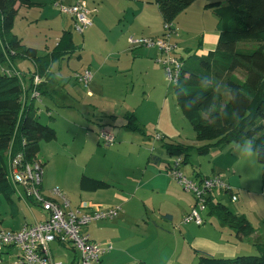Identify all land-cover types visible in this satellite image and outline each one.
Segmentation results:
<instances>
[{
    "label": "crops",
    "instance_id": "1",
    "mask_svg": "<svg viewBox=\"0 0 264 264\" xmlns=\"http://www.w3.org/2000/svg\"><path fill=\"white\" fill-rule=\"evenodd\" d=\"M49 1L51 2V0ZM212 1L224 2V0H194L185 10L180 12L172 22L173 27L179 31L178 38L174 39L178 41L176 52L179 57H182L185 54L183 51L187 52V50H191L189 42H192L195 38H197L195 54L204 56L209 51L215 49L218 40V32L215 29L216 18L213 12L205 7L207 3ZM30 2H32V5L28 6L16 2L15 8L17 13L20 10L25 9L26 14H28L35 4L42 6V8L45 7V4L41 3V1L30 0ZM85 4L87 8L92 11V24L94 23V19L100 20L105 16H99V11L97 16H93L94 11H96L93 0H91V7L88 6L87 0H85ZM24 16L25 15L22 17ZM110 19L112 22H117L116 25L118 27L115 38H112L115 40L112 52L104 57L98 55L97 58L94 57L88 59L87 65L84 66L82 64L81 66L83 69L89 68L92 72V80L89 83V87L91 88H88L89 94H84L83 97L93 99V103L87 102L92 106L90 108L87 107L88 104H82V112H87L92 116H95L96 114V122L94 123L90 121L88 129H84L83 127L82 129L87 132H89L88 130L90 129H96V136L103 131H113L112 125L116 123V120L118 119L116 103H113L114 101L112 97L107 99L103 86L106 79L111 80L118 77V75H126L129 78L126 76H123L122 78L126 84L130 83L133 85L135 78L142 81L141 86L139 87L142 97L135 105L129 104L124 108V113L122 114L123 123H120L121 128L124 131H129L124 127V115L132 112L137 123L144 127L145 135H147L146 129L151 128L152 131H155V135L159 136L160 139L184 145L188 143L190 144L189 146H193L192 151L195 150V147H199V144H206L207 141H194L193 139H187V137L181 139V132L178 131L173 124L177 120L181 121V117H184V115L177 105L174 94L172 99L168 102L167 95L162 93L164 90V66L156 59L157 49L155 47L131 48L128 43V38L130 36L160 37L163 34L164 22L157 4H155L153 0H119ZM72 20L73 18L71 21ZM121 21H123L122 27ZM61 27L62 31L58 37H56L54 46L58 42L62 32L69 31L64 19ZM15 34L18 37L21 36L17 33ZM20 38L24 45L37 49L39 55H44L50 52L54 47L45 43L42 48V41L40 43H29L24 37L21 36ZM101 43L107 44V40H103ZM78 58L81 60L80 56H78ZM58 60L59 59L51 63V66L48 69V76L42 78V81L45 83L43 90L46 95L38 100L45 97L51 99V101L55 103L54 96L56 93L62 95L61 91L63 94L65 93L64 96L62 95L64 98H66L65 95H67V97L76 100L73 96L76 89L71 85L72 82L75 84L76 82L70 76L71 73L60 71V67L57 73L52 71L53 64ZM68 63L70 62L68 61ZM2 66H8L14 70L25 73L34 70L32 61L26 58L15 59L12 62L7 61ZM28 80L29 76L26 75L25 82L23 83L24 88H26V82ZM152 80H155V82L151 83ZM57 86L62 90L58 91ZM134 86L135 85H133V87ZM25 94V92L22 94V102L26 97ZM123 104L126 105V99H124ZM78 105L80 106V104ZM46 108L49 112L47 114L49 121L46 124L55 130L53 124L50 123V120L53 119L51 118L50 109L48 107ZM74 110L73 114L75 118H73V120L77 121L78 112H81V110H77L76 112ZM76 121L73 123L69 121L67 122L75 127H80L76 124ZM162 121L163 124H166L168 127H161L160 122ZM84 136H89V134L85 132ZM185 141L187 142L184 143ZM159 142H161V140H159ZM237 144L238 143L212 145L206 154H202L203 156L210 155V166L200 163L198 159L196 160L198 161V167H191L189 174L186 170L183 171V169H186L187 165L180 168L183 172H186L189 177H196L197 174L200 176H209L218 172L223 173L226 183L231 188V192L237 196V191L240 190L239 188L246 187V184L243 181V170L240 163V148L236 146ZM138 149V155H141V153L143 154V152L145 153L142 155V162L128 166L119 163L117 167H113L114 171L119 175L114 185L106 182L107 184L103 188L93 191L82 190L79 186V180L82 176L80 175L77 180L79 191L77 201H73L71 198V200L67 199L58 189L60 194L66 198L70 207L71 203L74 204L72 206L73 208L78 207L84 202L98 205L103 204V207L114 205L120 206L118 216L113 220H106L110 221L105 222L108 225L96 224L94 227L88 228V226L91 225L88 224L84 228L85 233L89 236L91 241L101 244L108 242L112 244V251L110 250L102 254L99 261L95 264H109L113 259L121 256L120 252L126 257L123 259L124 261L122 264H197V251L224 257H233L242 252L237 244L231 242V239L229 240L230 234L228 233V236L224 237L223 234L217 235L213 232V228L201 227L202 225L198 226L192 222L182 223L183 217L189 212L195 202L193 196L184 192L175 179L167 173V166L171 159L165 151L166 158L161 160L158 156L153 155L152 153H149V155L146 156V150H142L141 147ZM150 152H153V150ZM198 154L201 155L200 153ZM10 157L11 156L8 153L7 164ZM36 157L42 163V168L44 169L49 159L45 157L40 159L38 153L36 154ZM87 176L91 177L92 175ZM13 186V193L15 192L18 200L24 205L28 204L29 206L30 204H33L38 207L42 215L39 219H35L34 222L41 221L44 218V213L40 206L27 196V193L21 186L15 184H13ZM42 189H44L43 186L41 187V190ZM111 191L113 198L107 196ZM13 193L9 196V199L2 198L3 200L1 199L0 206L2 201H5L9 206L10 215L14 217L19 212V209L16 202L12 199ZM215 193L217 194L215 195ZM218 195L219 193L217 191L212 193L214 199H217L216 196ZM238 199L239 197L235 201ZM105 202L110 205L105 204ZM235 211L237 212L238 210ZM125 223H128L126 229H138V236L141 243H143L144 240L147 241H145L146 243H143L142 248L137 252L139 254L137 255V259H133L132 256L128 254L132 248V244L128 233H125L122 228ZM220 223L226 227V224L222 222ZM25 224L30 223H24L22 226ZM22 226L10 229H2L0 227V229L10 231L20 229ZM229 229L230 230L228 231H231L233 228L229 227ZM252 235L253 233L240 238V240L248 239V244L254 245V242H250V237H252ZM148 236L151 238L150 241L146 239ZM235 237L238 238L236 234ZM58 249H61V252L69 250L67 248ZM162 252L166 253L164 259H162L160 255ZM9 253L10 251L6 250L2 255ZM147 258H151V263L148 262ZM72 259L73 258L70 259L68 264H70ZM2 262L3 260L0 264H2Z\"/></svg>",
    "mask_w": 264,
    "mask_h": 264
},
{
    "label": "trees",
    "instance_id": "2",
    "mask_svg": "<svg viewBox=\"0 0 264 264\" xmlns=\"http://www.w3.org/2000/svg\"><path fill=\"white\" fill-rule=\"evenodd\" d=\"M193 1L153 0L164 23H172ZM16 2L32 5L30 0H0V65L26 58L32 61L34 70L25 73L13 69L17 73L10 74L0 71V203L2 198L9 199L14 191L8 177L7 154L13 156L21 152L25 160L31 162L37 159L39 142L55 136L52 127L39 121L36 102L46 95L42 78L48 76L51 63L77 47L70 31H63L56 45L44 55L24 45L13 32ZM205 7L216 18V47L204 56L193 53L185 59L180 57L183 63L172 91L182 114L193 126L196 139L207 141L194 148L198 153L206 154L212 145L251 141V148L262 167L264 195V0L212 1ZM250 43L260 46H244ZM236 71L244 75L243 80L234 75ZM26 75L29 80L24 88ZM36 75L40 82L33 85ZM33 88L38 92V99L30 96ZM24 92L26 97L22 102ZM124 119L125 128L145 135L144 127L137 123L132 112L125 114ZM160 140L170 159L181 156L182 165L188 162L193 146ZM106 184L86 175L79 180L80 189L87 191L103 188ZM205 206L206 215L233 228L238 238L252 234L250 222L230 211L212 194L207 197ZM260 247L256 255L233 257L195 251L197 264H264V246Z\"/></svg>",
    "mask_w": 264,
    "mask_h": 264
},
{
    "label": "rangeland",
    "instance_id": "3",
    "mask_svg": "<svg viewBox=\"0 0 264 264\" xmlns=\"http://www.w3.org/2000/svg\"><path fill=\"white\" fill-rule=\"evenodd\" d=\"M34 1H41V3L45 4V7L42 8V6L35 4L28 14H26L25 9L20 10L14 20V32L24 37L29 43H40L42 41V48L45 43L53 47L56 37H58L62 31L61 24L64 19L69 31L72 33L73 42L77 46L74 51L69 54H64L63 58H60L53 64L52 71L54 73H57L60 67V71L70 72V76L73 78L74 72L83 69L81 66L82 64L84 66L87 65L88 59L94 57L97 58L98 55L104 57L112 52L113 43L115 42L112 38H115L118 27L116 25L117 22H112L110 17L119 0H93L96 7L93 16H97L98 11L100 12L99 16H105L100 20L94 19V23L86 27L82 33L75 29L74 22L73 20L71 21L72 18L69 15L63 14L59 11L54 5L53 0H51V2L49 0ZM69 1L70 0H65L63 2L64 5H67ZM87 2L88 6L91 7V0H87ZM23 15L25 16L22 17ZM122 23L123 21H121V27ZM178 36L179 31L177 29L176 36L173 37V40L175 38L177 39ZM103 40H107V44H102L101 42H103ZM174 42L177 43L178 41L174 40ZM196 44L197 38L193 39L192 42H189L191 50L188 52L183 51L185 53L184 55L182 54L184 59L187 58V56L196 53ZM244 46L255 47L260 45L258 43H250L249 45L247 44ZM196 55L201 56L200 54ZM78 56L81 57V60ZM68 61L70 63H68ZM234 75L238 76L240 80L244 79V75L240 71L234 72ZM123 76L126 75H118V77L111 80L106 79L103 86L107 99L112 97L114 101L113 103H116V112L118 114L116 123L112 125L113 131L111 132L115 137L112 145H105L104 143H101V140L98 141L100 136H96V129H90L88 130L89 132L84 130L88 129L90 121L94 123L96 122V114L95 116H92L87 112H82V104L93 103V99L83 97L84 94H86V91L80 84L77 85V83H71L76 89V92L73 93L76 100L67 97V95H65L66 98H64L63 96L65 93L63 94L61 91L63 96L60 93H56L54 96L55 103L52 102L51 99L45 97L36 102V114L39 116V121L43 125L49 121L47 117L49 112L46 108L48 107L50 109L51 118H53L51 119L49 117L51 119L50 123L53 124L56 131V137L54 136L47 140H41L38 144V157L40 159L44 157L49 159L47 165H45L43 169L41 187L43 186L44 189H49L50 191L53 188H57L67 199L71 198L73 201H77L79 192L77 180L80 175H92L91 178L95 177L94 179H99L114 185L119 175H117L113 167H117L119 163L128 166L142 162V155L145 153L143 152V154L141 153V155H138L139 147L144 151L146 150V156H148L149 153H152L153 155L158 156L161 160L166 158L161 146L162 143L159 142L160 138L155 135V131H152L151 128L146 129L147 135H141L134 131L127 132L121 128L120 123H123L122 114L124 113V108L129 104L135 105L142 97L141 90L139 89L142 81L135 78L133 81V85L135 86L133 87L132 84L125 83L124 79H122ZM126 77L129 78L128 76ZM163 78L164 90L162 93L167 95L169 102L173 97L172 82L169 80L165 68ZM154 82L155 80L151 81V83ZM89 85L88 88L90 89L91 87H89ZM57 88L58 91L62 90L59 86H57ZM223 98L226 100V92L223 93ZM124 99H126V105L123 104ZM78 104H80V106ZM87 107L90 108L92 106L88 104ZM73 110L75 112L81 110V112H78L77 121L73 120V118H75ZM67 121L72 123L76 121V124L80 127L70 125ZM173 124L176 126V129L181 132V139L187 137V139H193L194 141L197 140L195 130L187 119L181 117V121L177 120ZM160 126L166 127L167 125H164L162 121L160 122ZM82 127L84 129H82ZM85 132L89 134V136H84ZM186 142L187 141L184 143ZM201 144H199V146H201ZM186 145L190 144L186 143ZM236 146L240 148V163L243 170V181L245 182L246 187L239 188L240 190L237 191V198L239 197L237 201H232L228 193L218 192L219 195L216 197L219 201L225 204L230 211L235 212L239 216H243L250 222L253 228V235L250 237V242H254L255 244L249 245L248 239L240 240V238H236L234 229L228 231L230 230L228 225L225 227L216 217L208 216L205 213H203L205 223L201 227L213 228V232L217 235L223 234L224 237L228 236L227 233L230 234L229 240L231 239L230 241L237 244L239 249L242 250L238 255H256L261 249L260 246H264V195H262L261 184L262 167L258 163L256 155L251 148L250 140L247 139L242 143H238ZM148 150H153V152ZM188 158L189 160L185 164L187 165L186 169H183V171L186 170L188 174L191 167H198V161H196L198 159L200 163H203L204 165L210 166L209 162L211 163L210 155H199L197 150L192 151L191 149ZM185 165H181V167H184ZM186 172H184L185 175L189 176ZM44 189H42L44 195H51L49 190ZM108 194L109 195L107 196L109 198H113L112 191ZM216 194L217 193H215V195ZM12 199L18 205L19 212L16 216H11L9 206L5 201H2L0 206V227L2 229L18 228L24 223H33L35 219L37 220L41 217L42 213L38 207L33 204H30L29 206L28 204L24 205L17 199L15 192L12 195ZM105 204L109 203L105 202ZM73 205L74 204L71 203V208H73ZM100 205L103 207V204ZM235 210L238 211L236 212ZM105 222L110 221H94L90 223L91 225H89L88 228L94 227L96 224L106 225L107 223ZM127 224L128 223H125L122 228L125 233H128L132 244V248L128 254L131 255L133 259H137V255H139L137 252L142 248L143 243L146 240L141 243L138 236V229H126ZM146 239H148V241L151 240L149 236ZM51 247L56 259H60L63 264L69 263L73 255L71 251L66 250L61 252L62 250L58 249L55 244H52ZM120 254V257L113 259L109 264H122L124 261L123 259L126 257L125 255H122V252H120ZM160 255L162 259L166 257L165 252H162ZM15 259L16 252L13 250L9 254L2 255V264H15ZM147 259L148 262L151 263V258Z\"/></svg>",
    "mask_w": 264,
    "mask_h": 264
},
{
    "label": "built area",
    "instance_id": "4",
    "mask_svg": "<svg viewBox=\"0 0 264 264\" xmlns=\"http://www.w3.org/2000/svg\"><path fill=\"white\" fill-rule=\"evenodd\" d=\"M65 0H53L54 5L63 14L73 18L74 27L82 33L86 27L92 24V11L85 4V0H70L64 5ZM163 34L160 37L130 36L128 43L131 47H155L157 49V61L160 62L167 72L172 84L176 81L182 60L178 56L177 43L173 37L176 30L172 23H164ZM0 71L8 74L15 73L12 68H2ZM17 73V72H16ZM73 78L89 94L88 85L92 80V72L89 68L74 72ZM40 82L36 75L33 85ZM30 96L38 99V92L33 88ZM98 141L105 145H112L115 137L111 131H103ZM160 138L159 136H157ZM182 157L171 158L167 166V173L180 185L181 189L193 196L195 202L189 212L185 214L182 223L192 222L198 226L205 223V202L213 192H228L230 199L235 201L236 194L231 192L226 183L223 173H214L209 176L189 177L181 170ZM43 176L42 163L35 159L26 161L20 152L8 159V177L10 181L21 186L27 196L40 206L44 212L41 221L25 224L18 230L0 229V263L4 251H15V264H63L56 259L52 252V244L57 248H67L73 253L70 264H95L102 254L112 249L108 243H96L91 241L84 228L91 222L98 220H113L117 217L120 207H102L90 202L81 203L78 207L71 208L68 201L62 196L57 188H53L51 195H44L41 190Z\"/></svg>",
    "mask_w": 264,
    "mask_h": 264
}]
</instances>
